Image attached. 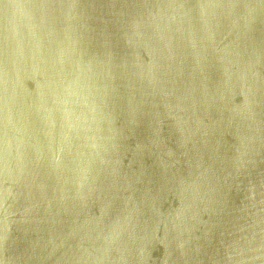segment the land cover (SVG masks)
<instances>
[{
	"label": "water",
	"instance_id": "1",
	"mask_svg": "<svg viewBox=\"0 0 264 264\" xmlns=\"http://www.w3.org/2000/svg\"><path fill=\"white\" fill-rule=\"evenodd\" d=\"M0 264H264V0H0Z\"/></svg>",
	"mask_w": 264,
	"mask_h": 264
}]
</instances>
